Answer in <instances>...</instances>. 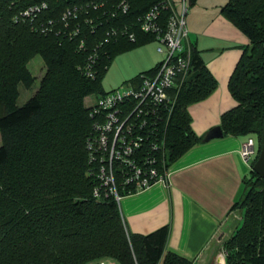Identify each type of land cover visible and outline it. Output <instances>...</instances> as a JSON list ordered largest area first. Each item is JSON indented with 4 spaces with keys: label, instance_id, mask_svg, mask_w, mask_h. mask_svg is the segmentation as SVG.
I'll list each match as a JSON object with an SVG mask.
<instances>
[{
    "label": "trees",
    "instance_id": "trees-1",
    "mask_svg": "<svg viewBox=\"0 0 264 264\" xmlns=\"http://www.w3.org/2000/svg\"><path fill=\"white\" fill-rule=\"evenodd\" d=\"M43 1L48 9L38 20L53 19L52 32L40 34L31 24L15 21L24 9ZM196 1L187 0L191 5ZM165 2L0 0V264H90L104 259L116 264H192L164 249L166 226L146 235L128 232L115 201L93 197L94 181L87 172L85 139L91 121L84 100L105 93L102 78L116 55L155 41V34L140 30L138 19L157 6L159 21L165 25L171 15ZM90 3L103 6L84 8ZM119 3L128 4L126 13L115 14ZM73 6L81 9L65 28L60 18ZM220 12L248 38V44L241 48L227 84L236 105L221 114L219 126L224 137H256L260 145L264 0H227ZM86 18L94 21L85 23ZM77 24L79 36L70 38L68 32ZM127 24L134 40L120 36L94 50L107 31ZM82 37L86 50L77 49ZM92 53L98 59L90 78L78 65ZM35 56L41 57L44 73L34 94L18 106L19 85L30 89L34 84L28 62ZM190 59V75L168 120L167 165L202 142L191 127L188 108L217 87L195 47ZM257 153L258 148L251 167ZM243 185L241 198L232 206L241 211V223L222 242L223 264H264V178L250 170Z\"/></svg>",
    "mask_w": 264,
    "mask_h": 264
},
{
    "label": "crops",
    "instance_id": "crops-1",
    "mask_svg": "<svg viewBox=\"0 0 264 264\" xmlns=\"http://www.w3.org/2000/svg\"><path fill=\"white\" fill-rule=\"evenodd\" d=\"M171 1L180 11V0ZM226 2H187L188 34L183 45L199 51L217 81L216 89L207 98L188 108L191 127L201 139L219 125L222 113L236 105L227 84L241 48L248 44V38L221 14L220 7ZM245 138L223 136L202 141L172 164L168 185H153L124 197L120 212L127 231L146 235L166 226V251L192 264H223L222 242L241 223V211L232 206L241 198L243 179L252 168L253 159L245 163L240 156Z\"/></svg>",
    "mask_w": 264,
    "mask_h": 264
},
{
    "label": "built area",
    "instance_id": "built-area-1",
    "mask_svg": "<svg viewBox=\"0 0 264 264\" xmlns=\"http://www.w3.org/2000/svg\"><path fill=\"white\" fill-rule=\"evenodd\" d=\"M180 3L178 11L166 0L165 7L170 8L171 15L165 25L159 21L157 6L138 19L140 30L155 34L157 52L163 54L155 70L140 73L124 86L97 96L88 105L91 124L85 149L87 172L94 181L92 195L95 198L111 197L119 210L124 197L146 191L153 185H168L172 174V165H167L168 120L191 71V48L183 45L188 34L185 21L187 0H180ZM100 6L103 3L85 4L84 8ZM47 9L48 4L44 1L33 4L20 12L15 21L27 22L40 34H48L54 30V20H38ZM80 9L73 6L62 13L60 20L65 28H68L69 19L77 17ZM116 9L115 14L119 11L124 14L128 11V4L119 3ZM84 20L88 24L94 21L90 18ZM80 29L78 24L75 25L68 32L69 37L79 36ZM120 36L134 40L128 24L117 26L107 31L106 38L96 43L94 50ZM84 41L83 37L79 39L78 50H86ZM97 57L92 53L82 65H78L83 75L94 77ZM239 151L243 161L250 163L257 151L254 138L246 137ZM90 264H111V261L104 259Z\"/></svg>",
    "mask_w": 264,
    "mask_h": 264
},
{
    "label": "rangeland",
    "instance_id": "rangeland-1",
    "mask_svg": "<svg viewBox=\"0 0 264 264\" xmlns=\"http://www.w3.org/2000/svg\"><path fill=\"white\" fill-rule=\"evenodd\" d=\"M162 58L163 54L157 52V43L155 41L136 46L132 50L116 55L102 78L101 85L104 92L124 86L127 82L136 78L140 73L146 72L148 69L155 67ZM28 68L35 76V81L30 89H24L19 85L20 93L16 102L18 106L23 105L26 100L34 94L38 87V82L44 73V66L41 57H33L28 62ZM97 96L98 94L87 96L84 100L85 105L87 106L91 104ZM254 140L257 149L259 145L258 140L256 137H254Z\"/></svg>",
    "mask_w": 264,
    "mask_h": 264
},
{
    "label": "water",
    "instance_id": "water-1",
    "mask_svg": "<svg viewBox=\"0 0 264 264\" xmlns=\"http://www.w3.org/2000/svg\"><path fill=\"white\" fill-rule=\"evenodd\" d=\"M221 137H223V132L220 126L216 125L212 127L210 130H208L201 140L203 142H207L211 139L221 138ZM251 170L257 173L260 177L264 178V125L261 131L260 145L258 147L257 157L252 165Z\"/></svg>",
    "mask_w": 264,
    "mask_h": 264
}]
</instances>
